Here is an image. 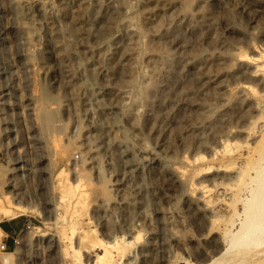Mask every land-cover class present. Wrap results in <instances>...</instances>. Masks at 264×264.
Returning a JSON list of instances; mask_svg holds the SVG:
<instances>
[{
  "label": "rangeland",
  "instance_id": "374dc122",
  "mask_svg": "<svg viewBox=\"0 0 264 264\" xmlns=\"http://www.w3.org/2000/svg\"><path fill=\"white\" fill-rule=\"evenodd\" d=\"M112 1L0 0V189L30 207L14 219L30 216L38 227L21 254L0 253V264L90 262L104 251L99 239H110L106 221L133 236L119 264H264V242L218 255L240 230L264 165V0ZM91 67L96 85L108 83L106 73L130 89L137 120L124 125L147 152L132 142L128 164L114 153L90 160V93L75 82L92 83ZM138 92L144 102L134 103ZM101 99L114 97L106 90ZM23 158L31 167L20 170ZM63 182H80L81 202Z\"/></svg>",
  "mask_w": 264,
  "mask_h": 264
},
{
  "label": "bare ground",
  "instance_id": "6f19581e",
  "mask_svg": "<svg viewBox=\"0 0 264 264\" xmlns=\"http://www.w3.org/2000/svg\"><path fill=\"white\" fill-rule=\"evenodd\" d=\"M146 1H150V0H146ZM146 13L147 12H145V14ZM69 31H70V29H69ZM76 31H77V29H76ZM243 56L247 57L246 54H243ZM261 56L262 55H257V56H253L252 58L254 60H259V58ZM163 61H165V60H163ZM92 68L93 67H91V69ZM99 71L100 70H98L97 73ZM155 75L153 76V79L154 78L155 79L151 80V82L152 83L154 82L156 85V83H158V78L160 76L158 77V75H159L158 73ZM105 77H108V83L107 84L105 83L104 86L96 85L97 84L96 82L98 80L97 81H95V80L98 77L96 78V74L92 69V71H90V73L87 76L88 79H90V78L92 79L91 80L92 83H89V82H85V83L84 82L83 83L77 82L76 83L75 82V86H78L79 90L83 89V90H86L87 92L89 91V93H90L89 95L91 96L90 97L88 95L89 97H84V99H83V101H84L83 103L85 105L84 106L85 115L89 121V128L87 130V134L90 132H93L92 137L94 136L93 137V143H92L90 140V136H91L90 134L91 133L88 135L86 134L88 141L90 140L89 143H91V145H92L90 148L91 149L90 160H91V162H95V163L99 164V161H100V158L102 155H110V154L112 155L114 153V154H117L116 155L117 156L116 161L120 162V164L121 163L122 164L123 163L128 164V160H127L128 154L126 152V149H124V148L127 147L132 142H134V143H136V142L134 141L135 139L133 138V136L129 132L128 128L124 125V121H127V123H129V124L136 123V120H137V115H136V110H135L136 105L132 104L135 107H133V106L131 107L130 106L131 103L128 104L129 106L126 103L127 100H129L131 98L130 89H120L119 87L116 88L115 85L114 86L111 85V81L113 80V76L112 75L106 76V73H105ZM132 77L133 76L128 77V79L131 78V79H129V83H130L129 85L132 88L133 87L135 88L136 84H135V81L133 80L134 78L132 79ZM119 79H121V78L119 77ZM123 79L126 80V78H123ZM114 81H116V80H114ZM105 82H107V81H105ZM244 86L250 90H254V87L252 85H244ZM106 90L109 91L110 95H112L114 97V100L109 104L107 102L105 103L104 100L101 99V97L104 95ZM135 95H133L135 97V98H133L134 103L137 102V99L142 100L144 98V95L142 93L138 92V93H135ZM91 100H93V102L97 101V104L99 103L98 104L99 108H101L100 110L103 111L104 114L106 113V116L109 117V122L107 123V125H102V124L100 125L97 122V119L94 116L93 110L90 108V105L92 104ZM142 102H144V101L142 100ZM2 113H3V106L0 103V118L2 117V115H1ZM47 116H45V117L48 119ZM136 144H137V146H136L137 148H134V149H136V152H139V155L141 154L143 156L147 152V147H145V145H143V143H140V142H138ZM0 147H1V143H0ZM228 148L229 147L225 143L224 147L222 149V152L227 153V151L229 150ZM133 152H135V151H133ZM202 157L203 156H199L198 158H202ZM112 158H114V157H112ZM198 158H196V160ZM114 159H112V160H114ZM187 161L190 162V160H187ZM118 162H117V164H118ZM18 163H21V165L19 166L20 170L26 169V168L28 169V166L31 167V163H29V159L23 158V159L19 160ZM209 168L210 167H202L201 169L207 170ZM180 172L184 173V171L182 169L180 170ZM259 173L260 174L258 177L259 178L258 179V186L255 189H253L251 197L246 201V204H245L246 207H245L244 212H245L246 216H245V219L241 222V228L238 232L232 234L229 237L228 247L227 248L225 247L224 250L222 249L223 251L221 250L219 252V254H218V252L216 253L219 256L225 257L228 255H231L233 253L234 249H238L239 252L241 251V249L244 251L245 250L247 251L250 249V247L256 246L258 244H262L264 242V165L259 170ZM65 176L66 175H65V172L63 169L58 172L57 178H58L59 184L63 180L66 182ZM71 183L72 182H70L69 184H71ZM64 184H65V186H68V184L67 185H66V183H64ZM64 184H63V187H65ZM80 185H81L80 182H78L76 184L72 183L71 186L70 185L68 186L71 189H68L66 187L67 190H69L67 193H69L70 190L74 191L76 189L75 191H77L78 188L80 189ZM115 186H117V185H115ZM0 187H1V185H0ZM72 187H75L74 190ZM61 190L63 191V189H61ZM75 191L73 192V193H75L74 195H76ZM3 193L4 192L0 189V221L3 219H6V218H14L17 215L18 211L27 210L30 208L28 205L23 204L20 200L14 201L10 194H8V193L3 194ZM63 193H65V190ZM70 193H72V192H70ZM78 194H79V198L77 199V201L79 200L81 202L83 192L82 191L80 192V190H78ZM65 196L67 197L68 194L67 195H65V194L61 195V199H62L61 201L69 200L68 199L69 197L66 199ZM70 196H73V195L70 194ZM68 202H70V200ZM113 203H114V201H113ZM118 203H119V200H118ZM248 204H250V207H248ZM101 207L103 208V209L101 208L102 209L101 212L106 211V213H107L106 205L102 204ZM75 208H77V207L75 206ZM66 211H67V209H66ZM76 211L77 210L73 209L72 214L77 213ZM105 217H106V215L104 214L103 218H105ZM106 219L108 220V218H106ZM61 220H65V216L57 217L56 222L58 223ZM76 223L77 222L74 219H71L69 222V226L72 229V232H71L72 235L75 234V229L77 228ZM104 224H106L105 226L108 228V231H106V232L110 235L109 236L110 239L107 241L99 239L100 240L99 243H100V245L104 251H103V253H97L96 255H94V259H92L90 262H89V260L87 262H83L84 259H83V255H82V251H81L82 247L81 246L77 247V245H75V243L73 241H70V248L73 250V252H74L75 256H77L78 260L83 262V264H119L121 259L125 256L127 249L133 243V240H131V237L133 239V236H132L130 231H127L125 234L118 236L117 234H115V232L111 231V227L109 228L110 224L108 221L104 222ZM0 233H3V230L1 229V227H0ZM83 233L86 235L85 232H83ZM44 234L45 233H43V232L41 233V235H44ZM138 238H139V235L136 236V239H138ZM83 239H85V238L83 237L80 240L84 241ZM21 251H22V245L18 246L16 248V250L14 252H12V254L14 256H16V255L21 254ZM7 253H10V252H7ZM116 256H118V258H116ZM212 257H214V256H212ZM1 262H2L1 264H12L11 262H13V260L9 259L7 257H3V258H1ZM17 264H20V263H17ZM189 264H196V263H189ZM204 264H221V262L210 261V262H206Z\"/></svg>",
  "mask_w": 264,
  "mask_h": 264
},
{
  "label": "built area",
  "instance_id": "2783aa9c",
  "mask_svg": "<svg viewBox=\"0 0 264 264\" xmlns=\"http://www.w3.org/2000/svg\"><path fill=\"white\" fill-rule=\"evenodd\" d=\"M37 228L38 227L36 226L34 220L30 216H26L22 228L13 237V250L15 251L18 246H21L24 242L23 239ZM7 252L12 251H10L8 243L0 237V253Z\"/></svg>",
  "mask_w": 264,
  "mask_h": 264
},
{
  "label": "crops",
  "instance_id": "0c3cea01",
  "mask_svg": "<svg viewBox=\"0 0 264 264\" xmlns=\"http://www.w3.org/2000/svg\"><path fill=\"white\" fill-rule=\"evenodd\" d=\"M23 223L24 221L21 223L14 218H6L0 222V227L3 230L1 238L8 243L10 251L13 250L14 247L13 237L22 228Z\"/></svg>",
  "mask_w": 264,
  "mask_h": 264
}]
</instances>
